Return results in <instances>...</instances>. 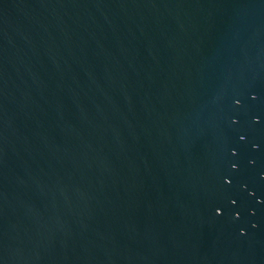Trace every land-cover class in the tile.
I'll list each match as a JSON object with an SVG mask.
<instances>
[{"label":"water","instance_id":"95a60500","mask_svg":"<svg viewBox=\"0 0 264 264\" xmlns=\"http://www.w3.org/2000/svg\"><path fill=\"white\" fill-rule=\"evenodd\" d=\"M0 264H264V0H0Z\"/></svg>","mask_w":264,"mask_h":264}]
</instances>
